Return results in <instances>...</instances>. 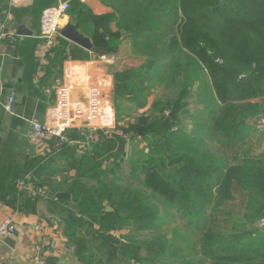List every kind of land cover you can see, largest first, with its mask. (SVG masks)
Segmentation results:
<instances>
[{"label":"trees","instance_id":"trees-1","mask_svg":"<svg viewBox=\"0 0 264 264\" xmlns=\"http://www.w3.org/2000/svg\"><path fill=\"white\" fill-rule=\"evenodd\" d=\"M99 1L109 13L97 15L81 0L69 1L68 13L93 40V54L118 55L126 40V53L142 58L140 64L116 71V100L143 107L154 77L182 52L200 67L209 85L205 129L184 131L187 84L176 99L155 102L150 114L137 116L126 127L116 125L110 134L97 130L88 149L49 139L50 150L14 170L12 183L9 171L0 165V199L14 208L20 180L44 188L45 194H34L33 200H43L55 215L66 246L81 264H186L189 255L203 264H264V229L256 226L264 215V200L253 198L254 214H259L253 218L256 227L237 221L232 206L235 192L243 188L264 194V154L246 146L250 137L264 134L251 123L264 118V0ZM39 2L35 0L31 12L36 16ZM159 45L162 48L156 51ZM52 55L58 63L90 56L77 46L69 48L60 37ZM29 64L33 79L43 66L35 57ZM123 109L119 105L117 112ZM68 136L84 139L76 130ZM137 136L148 152L133 162L136 173L143 175V189L133 190L108 176L116 174L126 158L127 142ZM203 136L210 146L231 148L235 153L231 160L208 150L191 153L194 145H204ZM58 159L65 161L61 171L69 175L59 181L50 172ZM163 207L179 211L186 224L201 227L197 241L187 243L188 252L171 249L162 236L137 243L120 235L126 228L153 230L160 221L175 217L160 214ZM223 217L233 223L227 226L224 220L223 225ZM142 245L148 248V258L139 256Z\"/></svg>","mask_w":264,"mask_h":264},{"label":"crops","instance_id":"crops-1","mask_svg":"<svg viewBox=\"0 0 264 264\" xmlns=\"http://www.w3.org/2000/svg\"><path fill=\"white\" fill-rule=\"evenodd\" d=\"M61 1L63 0H41L40 7L36 9L37 16L31 13L35 0H31L25 7L13 10L14 27L17 29L18 25L26 24L28 29L33 30V35H16L11 41L0 45V165L9 171L11 183L14 170L22 167L27 159L50 150L49 140L38 149V146L28 142L26 133L32 120L42 122L45 119L47 109L54 103L53 87L56 82L62 79L74 82L71 92L74 99H83L90 84H100L104 97L111 101L114 97L115 73L127 61L126 57L123 58V53L129 47L125 40L118 55H94L93 49H83L90 55L88 59L70 58L59 63L53 61L54 57L51 55L37 75L30 79L29 62L34 57L32 49L37 45L35 34L41 10ZM81 1L97 15L110 12L99 0ZM0 2L4 5L7 0ZM66 44L69 48L75 46L67 40ZM101 56L106 58L102 59ZM16 94L20 96L14 97L12 112H7V98ZM16 193L14 208L0 199V221L4 216L10 215L17 227L12 237L0 242V264H34L33 257L37 247L41 248V256L50 264H79L65 244L66 239L55 215L49 218L40 215L41 207L48 214H53L45 202L41 199L34 202L33 192L19 189L18 185Z\"/></svg>","mask_w":264,"mask_h":264},{"label":"rangeland","instance_id":"rangeland-1","mask_svg":"<svg viewBox=\"0 0 264 264\" xmlns=\"http://www.w3.org/2000/svg\"><path fill=\"white\" fill-rule=\"evenodd\" d=\"M161 48L162 45H159V47L156 48V51H160ZM123 55V58H127V61H125V68H127V64H129L128 67H130V65L135 64L136 66L137 64H140L142 62V58H138L137 55H135L133 52H125L123 53ZM128 55H130V57H128ZM162 70V73L157 75L156 78L154 77V83L152 82V84H154V87H152L151 89L152 93L148 96V99L143 107H138L135 105V103L126 99H124L123 101H117L115 93L113 94V100L110 101L114 109L113 129L116 125L126 127L129 122L133 121L134 118L141 114H150L153 111V107L151 106L155 102L163 101L166 99H176L177 94L187 84L189 87L187 86L188 92L186 98L184 99V101L186 102V111L182 115V126L184 128V131L186 132H197L203 131L205 129V125L207 123V105H209L208 102L211 96L208 88L209 85H207V79L203 71L198 65L194 63V61L190 57L182 52L176 53L170 61H167L166 67H164V69ZM119 105H122V107H124L122 112H120L121 114L119 113V111L117 112ZM258 121L259 120H251V123H254L255 128H257L258 130H264V128L260 127V124H257ZM96 132L94 134H96ZM87 135L88 133L83 135V138H85L80 142V145L85 144V149L89 148V143L91 142L89 138H86ZM130 140L135 141V143L133 144V157H126L121 162L120 168L116 170V174L114 176H108V179H111L112 177V179L116 180L117 183L129 189H143V175L142 173H136V170H134L133 162L136 163L141 161L143 158H146V154L148 151L144 140H141L140 136H137V139ZM201 141L204 142V145H200L201 142L198 144V146L194 145V147H191V153H202L204 152V150H208L211 151L212 155H214L215 157L218 156L222 158H228L230 160L235 154L234 151L230 150L231 148H226L225 145L221 146L220 149L216 144L210 146L211 144L207 142V138L204 136ZM246 146H248L249 149H253L255 154H264V134L250 137ZM80 150L81 149H79V152H82ZM65 164V161L59 159L51 164L52 168L50 167V172L52 173V175H54L55 180L59 181L62 177L69 178V175L64 173L65 170L61 171L64 168ZM71 173L73 172L71 171ZM242 198L244 199V203L242 201ZM253 198L257 200H264V194H256L252 189L243 188L241 189V191L239 190L235 192V202H233L232 206L238 212L235 215L237 221H244L247 225L256 227L253 222V218L257 217L259 214H254L255 206L253 203ZM171 211L174 212L171 213ZM171 211H168V208L163 207V209L160 211V214L176 215L175 217H168L166 221H160L159 227L156 229L154 228L153 230L135 231L133 229L126 228L125 230H120L119 233L120 235H124V240H127V237L130 236L137 243H144L145 241L155 240V236H162V239L170 244L171 249L180 247L182 248L183 252H185V250L186 252H188V249L186 247L187 243H195V241H197L198 234L201 231V227H194L192 223L186 224L185 220L179 217V211H176L175 209ZM250 218H252V220ZM224 220L226 221L227 226H230L233 223V220H230L228 217H223L220 222H223ZM220 222H218V224ZM223 225H225L224 222ZM247 225L245 227H247ZM60 228L62 230V227ZM216 229H219V227H217ZM194 249L197 250V248ZM139 256H141L142 258L149 257L147 246H141L139 250ZM200 259L201 258L197 256L189 255L185 259V262L186 264H194L195 262L196 264H203L198 262V260ZM167 263L174 264V262ZM175 264H179V262H176Z\"/></svg>","mask_w":264,"mask_h":264},{"label":"built area","instance_id":"built-area-1","mask_svg":"<svg viewBox=\"0 0 264 264\" xmlns=\"http://www.w3.org/2000/svg\"><path fill=\"white\" fill-rule=\"evenodd\" d=\"M31 3V0H7L5 7H0V45L11 41L16 35V28L12 24L13 10L20 9ZM69 10V2L63 0L55 5L42 10L38 31L35 34L37 45L33 49V55L43 66L46 59L52 55V49L57 45L58 25ZM105 59V56H101ZM74 89V82L62 79L53 87L55 93L54 103L47 109L45 119L42 122L32 120L26 133L29 143L38 147L45 145L51 138H57L59 143L79 144L80 140H72L68 132L76 130L79 135L93 140L97 130L110 134L113 129L114 109L111 102L104 97L100 84H90L86 96L83 99H74L71 92ZM1 91V85H0ZM14 96H9L5 104L7 112H12ZM257 124L264 128V123L259 120ZM85 138V137H84ZM84 143V142H82ZM85 144H81L84 147ZM19 189H29L33 194H45V189L35 187L32 183L24 180L18 182ZM256 226L264 229V215L256 221ZM16 223L12 216L7 215L0 221V242L3 239L12 237L16 232ZM41 248H36L33 257L34 264H50L40 254Z\"/></svg>","mask_w":264,"mask_h":264},{"label":"water","instance_id":"water-1","mask_svg":"<svg viewBox=\"0 0 264 264\" xmlns=\"http://www.w3.org/2000/svg\"><path fill=\"white\" fill-rule=\"evenodd\" d=\"M16 33L17 35L32 36L33 30L28 29L26 24H20L17 26ZM58 34L62 38L74 44L75 46L80 47L86 51H91L94 48L93 40L88 35L84 34L81 31V29H79L72 14H66L63 20L59 22ZM19 96H20L19 94H16L14 97H19ZM262 121L264 123V119ZM134 143H135L134 140H129L127 142L126 157L128 158L133 157ZM41 211L42 213L40 215L42 217L45 218L54 217V214H48L43 207H41Z\"/></svg>","mask_w":264,"mask_h":264}]
</instances>
